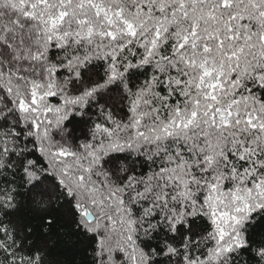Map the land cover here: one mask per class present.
<instances>
[{
  "label": "snow or ice",
  "instance_id": "obj_1",
  "mask_svg": "<svg viewBox=\"0 0 264 264\" xmlns=\"http://www.w3.org/2000/svg\"><path fill=\"white\" fill-rule=\"evenodd\" d=\"M0 264H264V0H0Z\"/></svg>",
  "mask_w": 264,
  "mask_h": 264
}]
</instances>
